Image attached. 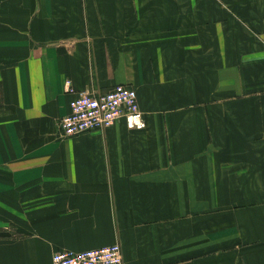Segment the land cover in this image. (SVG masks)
I'll return each instance as SVG.
<instances>
[{
    "label": "crops",
    "instance_id": "0c3cea01",
    "mask_svg": "<svg viewBox=\"0 0 264 264\" xmlns=\"http://www.w3.org/2000/svg\"><path fill=\"white\" fill-rule=\"evenodd\" d=\"M145 127L68 138L79 92ZM264 264V0H0V264Z\"/></svg>",
    "mask_w": 264,
    "mask_h": 264
},
{
    "label": "built area",
    "instance_id": "2783aa9c",
    "mask_svg": "<svg viewBox=\"0 0 264 264\" xmlns=\"http://www.w3.org/2000/svg\"><path fill=\"white\" fill-rule=\"evenodd\" d=\"M68 106L59 122L63 138L107 129L120 119L130 129L145 127L136 91L129 85L117 84L106 92H79ZM51 264H123V258L119 244H111L80 252L57 251Z\"/></svg>",
    "mask_w": 264,
    "mask_h": 264
}]
</instances>
